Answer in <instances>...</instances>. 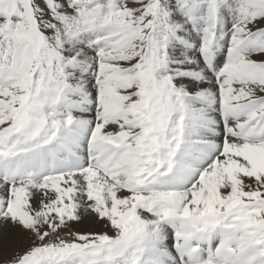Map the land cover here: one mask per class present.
<instances>
[{
	"label": "snow or ice",
	"instance_id": "6c2138e0",
	"mask_svg": "<svg viewBox=\"0 0 264 264\" xmlns=\"http://www.w3.org/2000/svg\"><path fill=\"white\" fill-rule=\"evenodd\" d=\"M0 264H264V0H0Z\"/></svg>",
	"mask_w": 264,
	"mask_h": 264
}]
</instances>
